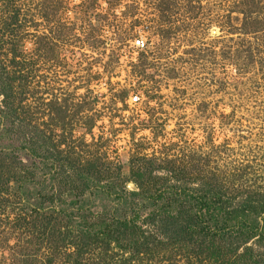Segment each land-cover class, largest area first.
I'll return each mask as SVG.
<instances>
[{
    "label": "rangeland",
    "instance_id": "374dc122",
    "mask_svg": "<svg viewBox=\"0 0 264 264\" xmlns=\"http://www.w3.org/2000/svg\"><path fill=\"white\" fill-rule=\"evenodd\" d=\"M10 1L18 23L13 33L0 32V80L24 77L13 78L10 100L18 118L49 134L51 150L65 158L64 175L47 192L65 202H54L55 211L72 213L56 214L44 234L30 231L43 222L42 216L23 219L20 191L32 185L0 183V264H22L19 258L31 255L23 261L264 264V244L254 241L246 246L256 260L201 240L159 249L149 238L151 224L142 222L148 209L139 212L140 230L118 242L94 235L99 213L110 222L121 210L131 212L92 185L76 196L81 210L66 206L79 192L77 176L94 173L98 185L125 192L149 194L162 183L214 184L228 197L237 189L264 190V0ZM12 49L27 61L25 69L9 63ZM9 120H0V134ZM18 121L10 135L20 130ZM5 136L0 147L8 144ZM15 157L22 163L16 168L40 167L25 151ZM16 168L6 166V176H22Z\"/></svg>",
    "mask_w": 264,
    "mask_h": 264
},
{
    "label": "trees",
    "instance_id": "16d2710c",
    "mask_svg": "<svg viewBox=\"0 0 264 264\" xmlns=\"http://www.w3.org/2000/svg\"><path fill=\"white\" fill-rule=\"evenodd\" d=\"M0 1L4 2V5L0 6V32L8 29L11 32L13 31L11 30V26L18 23L17 10L14 9V3L10 0ZM2 29L4 30L2 31ZM16 58L17 52L12 49L9 63L14 66L15 70L25 69L28 66L27 61L24 59L17 60ZM2 72L3 69L0 68V76H3ZM13 78L22 79L24 77L16 74ZM13 78L6 75L5 79L0 80V96L2 97L0 100V120L10 119L8 121L9 126L4 127L3 133L0 134V138L6 134L5 137L8 141L7 145L0 147V183L3 185L5 181L10 179L13 182H18L19 186L32 185L30 190L22 188L20 191V194L27 203L24 205L25 215L23 219L31 216L33 219H36L37 216H42V224L40 226L32 225L29 230H35L38 233L43 231L44 234V230L47 228L50 219H53L56 214H59V212L62 214L72 213L67 208V212L62 209L55 211L52 208L54 202L58 204H65V202L58 195H54L53 193L48 194L49 192H47L51 182L64 175V167L61 163L65 158L59 152L55 153L54 150H51L54 147H50L52 139L49 134L39 132L37 128L30 126L28 118H18L16 106L10 100L15 94L11 86L14 82ZM14 120H19L18 122L21 127L17 128V130L20 129L18 132L10 135V125ZM15 143L17 144L15 145ZM17 150L25 151L28 157L31 160H36L40 167L37 168L35 163L31 164V168L23 166L16 168L13 164H22L16 161L15 153ZM6 160L9 161V165L5 164ZM6 166L12 172L13 170L16 171L15 168L18 171L24 170L25 172L20 171L19 174H22V176L12 175L9 178V176H6L7 173L4 172ZM68 168L70 166H67L66 169ZM36 169L41 170L37 176L35 174ZM164 169L171 177L178 174L172 167ZM180 173L182 174V172ZM98 174H92L94 178H89L88 174L78 175L76 181H79V186L73 187V190L78 189L79 192L73 194L74 199L67 201L66 206L81 210L83 205L76 199V196L81 195L83 189L92 185L97 190V193L106 197L112 196L118 200L120 205H124L123 210H129L131 214L127 216L121 210V213L115 216L111 215L110 222H105L101 218V215L103 216L102 212L99 213L100 222L95 225L97 230L93 231L92 234L94 235L100 234L109 240L118 242L117 238L120 235L129 236L140 230L141 226L137 225V222L141 219L139 212L148 209L149 211L145 214L142 222L146 223L148 221L151 224L154 231L151 232L152 237L149 236V238L159 249L175 245H182L179 248H183L185 244H197L201 243V241L208 243L216 242L218 243L217 247L225 246L226 252L229 254H235L238 249H241L240 253L242 256L244 255L243 258H246V260H256L251 252V248L246 246V244L250 241L264 244V190L250 191L237 189L233 196L228 197L221 190H216L214 184L203 185L205 186L204 188H189L177 183L172 185L162 183L160 184L161 186L154 188L149 194H146L147 191L143 189L140 192H125L113 184L98 185L96 180L94 181V179L100 178ZM108 178L110 177H106V179ZM172 178H175V176ZM45 181H47L48 187H46ZM136 197L141 199L139 204H136L134 201ZM79 203L80 205L77 207ZM78 219V225L80 224L84 227L86 222L82 215L78 216ZM86 227L88 231L89 226ZM159 236H161L160 239ZM30 257L32 255L19 258V260H22V264H27L23 260L31 259ZM32 262L34 264V260Z\"/></svg>",
    "mask_w": 264,
    "mask_h": 264
},
{
    "label": "built area",
    "instance_id": "2783aa9c",
    "mask_svg": "<svg viewBox=\"0 0 264 264\" xmlns=\"http://www.w3.org/2000/svg\"><path fill=\"white\" fill-rule=\"evenodd\" d=\"M135 45L139 46V47H142L143 46V43L140 42V41H135Z\"/></svg>",
    "mask_w": 264,
    "mask_h": 264
}]
</instances>
